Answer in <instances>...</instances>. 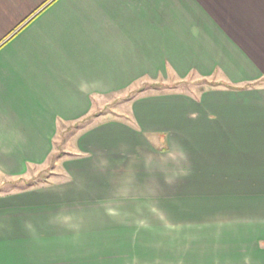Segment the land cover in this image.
<instances>
[{"label":"crops","instance_id":"crops-1","mask_svg":"<svg viewBox=\"0 0 264 264\" xmlns=\"http://www.w3.org/2000/svg\"><path fill=\"white\" fill-rule=\"evenodd\" d=\"M161 77L243 89L172 87L134 98L133 122L93 125ZM263 82L264 0H0V171H35L87 122L68 178L0 194V264H264ZM125 144L179 154L178 179L157 178L179 186V261L141 257L155 238L124 223L152 180L97 161Z\"/></svg>","mask_w":264,"mask_h":264},{"label":"rangeland","instance_id":"rangeland-1","mask_svg":"<svg viewBox=\"0 0 264 264\" xmlns=\"http://www.w3.org/2000/svg\"><path fill=\"white\" fill-rule=\"evenodd\" d=\"M161 78L159 83L165 82L169 85H175L176 88L172 91L196 93L210 86L208 82L198 78L189 77L183 81H177L176 79L164 81V77ZM154 85L150 82L141 81L132 89L126 90L118 96L109 97L110 101L107 105L96 107V110H94L93 125L97 124L96 122L101 123L102 120H115L123 123L133 122L132 100L137 96L162 90L154 89ZM86 124L87 122L79 123L70 132L58 138L56 149L58 148L59 151L52 155L51 161L48 160L46 164L36 167L35 171H28L27 174L22 176L29 180L37 179L35 182L40 179V185L44 183L51 184L52 182L68 178L69 174L65 168L64 161L76 157L74 155L77 152L76 138ZM160 141L158 138L157 143L159 145ZM152 142L157 146L155 141ZM122 148H117L114 152L102 151V153L98 154L97 162L102 165L105 172L104 175L107 177L147 178L152 180V182H144L139 185L138 188L142 189L143 193L136 196L125 195L126 201L129 202V204H126L136 214V217H125L123 219L126 227H132L133 232L151 233L155 238V241L150 246L152 249L147 247L146 250H141L140 256L148 259L152 255L151 257L157 260L165 258L179 261L181 242L179 186L171 185L169 188L172 189L173 193H170L164 191V188H168L167 186H161L157 183L158 177L159 179L161 177H172L173 180L178 179L179 154H163L153 149L144 151L138 146L131 150L128 149L126 144L123 150ZM88 160L90 161L91 159ZM68 163L72 164L73 162L70 160ZM169 166H173L174 170H165ZM19 177L21 176L5 175L0 171V194L18 192L20 188L25 187L26 185L19 184L18 187L13 188L12 184L9 183V181ZM130 187L133 186H128L127 188ZM149 189L154 190L155 193L148 194L147 191H151ZM126 209L128 210V208ZM143 215H151L153 217H144ZM146 238L148 240V237ZM142 245L148 246L149 243L146 241ZM133 257L137 258L138 253L136 252Z\"/></svg>","mask_w":264,"mask_h":264},{"label":"trees","instance_id":"trees-1","mask_svg":"<svg viewBox=\"0 0 264 264\" xmlns=\"http://www.w3.org/2000/svg\"><path fill=\"white\" fill-rule=\"evenodd\" d=\"M202 81H206L210 84L211 87H219V86H222L224 85L225 88H228V89H243L242 88H238V87H235V86H232V85H229L227 83H224V84H220V83H217V82H214V81H210V80H207V79H201ZM175 88V85H172V84H163V83H159V84H155L153 86L154 89H162V90H159L160 92L162 91H165V89H171V88ZM45 178H47L45 176ZM37 179H27L25 177H19V178H15L14 180H11L9 181L10 184H12L13 188L15 187H18L19 184H23V185H26L25 187H22L20 188L19 191H22V190H27V189H30V188H33V187H37V186H40V183L41 181H39L40 179H38V182H35Z\"/></svg>","mask_w":264,"mask_h":264}]
</instances>
